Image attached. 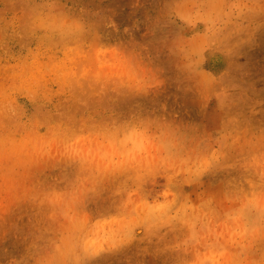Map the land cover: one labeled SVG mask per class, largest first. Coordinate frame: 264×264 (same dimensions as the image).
<instances>
[{
	"label": "rangeland",
	"instance_id": "obj_1",
	"mask_svg": "<svg viewBox=\"0 0 264 264\" xmlns=\"http://www.w3.org/2000/svg\"><path fill=\"white\" fill-rule=\"evenodd\" d=\"M0 264H264V0H0Z\"/></svg>",
	"mask_w": 264,
	"mask_h": 264
}]
</instances>
